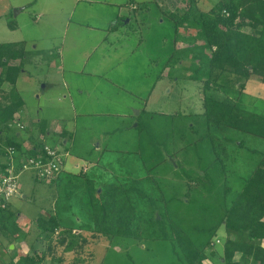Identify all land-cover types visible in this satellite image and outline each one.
<instances>
[{
    "label": "rangeland",
    "instance_id": "1",
    "mask_svg": "<svg viewBox=\"0 0 264 264\" xmlns=\"http://www.w3.org/2000/svg\"><path fill=\"white\" fill-rule=\"evenodd\" d=\"M229 1L238 2L0 0V44L9 43L17 53L10 63L22 61L23 77L21 84L3 82L0 96L13 90L24 101L12 120L0 121V150L16 132L25 146L38 139L61 149L66 129L43 139L41 121L62 116L77 125L67 135L74 157L65 169L71 171L59 183L38 179L32 169L20 174L8 207L12 216L6 230L0 229V264L14 263L20 253L37 255L34 264H189L194 252L203 255L202 264H222L225 240L235 237L224 227L223 207L264 167V138L207 119L203 99L210 93L264 115V78L208 69L212 48L192 26L175 30L174 19L189 8L205 12ZM239 1L234 27L256 32L262 27L253 17L256 3ZM119 11L126 12L121 25L112 23ZM75 24H84L78 30L82 41L91 40L94 28L120 35L111 34L112 50L101 45L92 51L94 42L76 40L70 29ZM71 63L84 71L65 70ZM101 70L103 78L86 75ZM146 74L156 79L151 89L139 91L145 100L135 99L130 107L131 89L142 87ZM80 143L87 151L78 155L73 147ZM6 163L0 154V167ZM90 188L98 194L88 207ZM51 215L58 226L44 231L37 218ZM15 242L18 252L8 248ZM235 258L253 264L240 252Z\"/></svg>",
    "mask_w": 264,
    "mask_h": 264
},
{
    "label": "trees",
    "instance_id": "2",
    "mask_svg": "<svg viewBox=\"0 0 264 264\" xmlns=\"http://www.w3.org/2000/svg\"><path fill=\"white\" fill-rule=\"evenodd\" d=\"M239 2L238 0V2L229 1L215 4L206 12L195 13L191 8L186 9L177 19H174L175 30L180 24L192 26L196 36L203 38L206 46L209 49L212 48L210 56L206 59L208 69L228 70L246 79L251 74L264 78V0H254L256 5L252 9V13L256 21L255 24H260L262 27L253 33H246L234 27L235 18L239 13ZM223 10L228 11V15H225ZM123 19L124 17H120L115 23L121 25ZM8 46L9 43L0 44V92H2L3 82L14 84L22 70V61L17 65L10 63V60L17 58V53L12 48L8 49ZM210 72L211 69L208 71V75ZM0 99V121L7 124L12 120L13 115L21 109L24 101L13 90L8 95L0 96ZM203 100L204 114L207 119L264 138V115L242 109L234 104H227L210 93L206 94ZM46 124L44 119L39 127L43 139L46 137ZM28 141L31 145L25 146L23 140L7 136L3 144L15 147L18 154L25 156L36 155L39 148L45 144L44 141L33 139ZM0 152L6 156L3 148ZM260 165L245 180L241 191L232 201L230 207H223L224 227L235 236L233 239L225 240L223 264H241L239 259L235 258L236 252L249 256L253 264H264V247L260 242L264 238V167ZM60 174L61 172L57 176L59 177ZM88 178L92 180L90 177ZM104 192L102 191L101 194ZM96 194H98L96 190L92 194L91 188L87 192L88 207L95 205L93 196ZM8 210L6 208L0 213V229L3 231L6 230V222L12 216V212ZM37 223L44 231L52 230L58 226V219L51 215L48 218H37ZM62 237L64 235L60 238ZM193 254L192 258H188L189 264H194L195 261L196 264H202L203 255H200L199 252ZM37 258V255L33 257L20 253L17 260L11 264H34Z\"/></svg>",
    "mask_w": 264,
    "mask_h": 264
},
{
    "label": "crops",
    "instance_id": "3",
    "mask_svg": "<svg viewBox=\"0 0 264 264\" xmlns=\"http://www.w3.org/2000/svg\"><path fill=\"white\" fill-rule=\"evenodd\" d=\"M198 4V3H197ZM120 9V8H119ZM203 11H205V10H203ZM206 12V11H205ZM124 14H126V12L125 13H121L120 11L117 13V18L116 19H114V21H112V23H114L118 18H120V17H124L125 15ZM83 25L84 24H79V25H76L75 24V27H73V28H70L71 30H72V33L75 35V38H76V40H79V41H81V42H85V41H90L91 43H93L94 42V44H92L91 45V48H89L90 50H98V49H102V48H98V46H101V45H103L104 47H103V50H112L111 48H107L108 46L109 47H113V45H114V42L116 43V40L114 39V38H116L115 36H113V35H111V34H115V35H120L119 33H118V31H113L112 33H107L106 32V30H101L102 32L99 34L95 29L96 28H94V27H92V28H94L93 29V31H91L90 33L92 34V38H91V40H88V39H86V38H84V41H82V37H81V33L80 32H78V30H82L81 29V27H83ZM68 27H70V26H68ZM80 27V28H79ZM109 27V26H108ZM108 27H107V29H108ZM70 30V31H71ZM113 36V37H112ZM95 39V40H94ZM26 41V40H25ZM31 42H32V40H30ZM89 42V43H90ZM109 43H113V45L111 44V46L109 45ZM118 43V42H117ZM43 50H45V49H43ZM89 50V51H90ZM48 52V51H47ZM101 58L103 59L104 57H102V54H101ZM84 61H82V62H80V64L79 65H81V63H83ZM84 65H86L85 64V62L83 63ZM108 64H111V63H108ZM107 65V64H106ZM161 65H159V67H160ZM81 67H83V68H79L77 65L75 66L74 65V63H71V64H68V65H64V68H65V70H72V71H75L76 73L77 72H83L84 71V69H85V67L84 66H81ZM157 69H158V67H156ZM115 68L113 67L112 69H111V71H113ZM111 71H110V73H111ZM80 74H82V73H80ZM21 75V74H20ZM18 76L17 77V80H16V83L18 84L19 82V84H21L22 83V79H23V77L22 76ZM86 75L87 76H100L101 78H103V74H102V70H101V72L100 73H98V72H86ZM147 75V74H146ZM146 77V79H144V82L142 83V84H140V85H142V87H139L138 88V90L136 91V92H133L134 90H133V88L131 89V101H130V104H129V106L130 107H133L134 105H136L137 103H135V99L137 100H145V98L143 97V96H141V94H139V91H143V90H149V89H151V87H152V81L153 80H155L156 78H154V79H152L150 76H145ZM21 78V79H20ZM132 79H133V77H131ZM134 80V79H133ZM133 80L131 81V85H133ZM162 82V78H159L158 80H156L155 81V86H153L154 88H152V92L151 93H153V91L157 88V86L160 84ZM137 86V85H136ZM23 98H24V100H25V96H22ZM147 97V96H146ZM149 100L150 99H147V101H146V104L149 102ZM42 109V108H41ZM81 113H83V114H85V113H88V112H85V111H83V112H81ZM130 114V113H129ZM121 117H127V119H128V121L129 122H131V119H135L134 117H132V116H130V115H121ZM46 119V123H47V125L49 124L50 126H51V124L53 125V127L51 128L50 126H49V128H47L46 127V137L45 138H48L49 139V137H51V136H54L55 138L57 137V135L56 134H58L59 132H61V130L64 128V129H66V132L64 133V134H66V136L65 137H63L62 136V138H60L61 139V148H65L66 150H67V148L71 151V148H72V144H71V140H69L68 139V134L69 133H72V134H75V128H76V124H75V122L74 123H72V125H69V121H68V119H66L65 117H58V118H54V119H56V120H53V121H50L51 119L50 118H47V117H45ZM56 121V122H55ZM128 122H126V124H127ZM125 124V125H126ZM55 127V128H54ZM61 129V130H60ZM22 131V130H21ZM22 133L24 134V132L22 131ZM18 134V135H17ZM40 135H41V132L39 133ZM16 135H17V139H19V140H23V138L22 139H20V137H21V133L20 132H16ZM39 135V136H40ZM41 137V136H40ZM40 139V138H39ZM37 141H39L38 139H37ZM89 141H91V140H89ZM46 142V141H45ZM24 143V142H23ZM99 146V145H98ZM86 148H87V146H85L84 144H83V146H81V143H80V146L79 147H77V148H75V147H73V152H75L76 153V151H78L79 153H78V155H80L81 154V150L83 151V150H85V151H87L86 150ZM95 148H97V147H95ZM95 148L93 149V151L91 152V153H93L94 152V150H95ZM100 148V147H99ZM69 152V151H68ZM71 154V155H70ZM4 158H6V156L4 155V154H1ZM69 156H72V157H74L73 156V154L70 152L69 153V155L67 156V158L69 157ZM67 158L65 159V161H64V163H63V166H62V169H61V174L59 175V177H57L56 179H55V181L57 180L58 181V183L60 182V180L62 179V177H63V174L65 173V172H70L71 170H69V169H65V167H66V165L68 164V162L70 161H66L67 160ZM76 158V157H75ZM7 159V158H6ZM77 159H79V158H77ZM80 161H82L83 163H86L83 159H79ZM7 163H8V159H7ZM7 163L5 164V165H1V170H0V172L6 167V165H7ZM74 165H77L76 163L75 164H72V167L74 166ZM88 170V169H87ZM58 179H60V180H58ZM9 206H11V204L9 205ZM21 229V228H20ZM21 233L20 234H18V238H20V239H22V238H24V237H22V236H25L24 235V232L22 231V229H21V231H20ZM18 238H15V240H17ZM261 246H263L264 247V238H262L261 239ZM17 245V243L15 242V243H9L8 244V248L9 249H13L14 251H20V249H19V247H17L16 246ZM23 246V245H22ZM25 246H27L26 244H25ZM18 248V249H17ZM22 248V247H21ZM4 256V255H3ZM206 261H207V263L208 264H211L212 262L210 261V259H206ZM221 262H222V264H223V258H221Z\"/></svg>",
    "mask_w": 264,
    "mask_h": 264
},
{
    "label": "built area",
    "instance_id": "4",
    "mask_svg": "<svg viewBox=\"0 0 264 264\" xmlns=\"http://www.w3.org/2000/svg\"><path fill=\"white\" fill-rule=\"evenodd\" d=\"M223 13L228 14L226 10ZM5 153L8 163L0 173V213L9 207L11 198L16 195L20 187L18 179L23 171L32 169L38 179L53 181L69 155L65 148L59 149L47 144H43L36 155L32 156L18 154L13 146L6 147Z\"/></svg>",
    "mask_w": 264,
    "mask_h": 264
},
{
    "label": "water",
    "instance_id": "5",
    "mask_svg": "<svg viewBox=\"0 0 264 264\" xmlns=\"http://www.w3.org/2000/svg\"><path fill=\"white\" fill-rule=\"evenodd\" d=\"M127 20V19H126Z\"/></svg>",
    "mask_w": 264,
    "mask_h": 264
}]
</instances>
